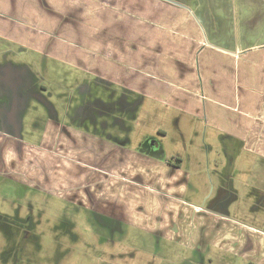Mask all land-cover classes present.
<instances>
[{
	"label": "crops",
	"instance_id": "obj_1",
	"mask_svg": "<svg viewBox=\"0 0 264 264\" xmlns=\"http://www.w3.org/2000/svg\"><path fill=\"white\" fill-rule=\"evenodd\" d=\"M202 19L165 0H0L1 37L86 63L114 85L204 120L229 151L241 147L264 161V32L251 42L235 36L223 43L220 29ZM56 24L60 31L52 38ZM49 125L37 143L0 131L1 175L201 253L214 249L264 264V233L231 215L233 203L225 216L206 191L201 197L188 153L170 165L157 152L74 125L56 141Z\"/></svg>",
	"mask_w": 264,
	"mask_h": 264
},
{
	"label": "rangeland",
	"instance_id": "obj_2",
	"mask_svg": "<svg viewBox=\"0 0 264 264\" xmlns=\"http://www.w3.org/2000/svg\"><path fill=\"white\" fill-rule=\"evenodd\" d=\"M182 1L203 23L204 17L208 25L220 29V33H215H219L223 43H233L231 38L235 36L236 40L251 42L264 32L260 18L264 14V0ZM57 30L60 31L59 24L50 37L56 38ZM1 63L23 66L35 83V91L51 103L57 119L63 122L90 133L113 135L131 148L137 149L148 141L150 145H142L144 150L168 159L179 157L185 161L188 153L190 167L196 174L192 183L201 197L205 191L211 195L210 201L216 197L220 183L213 168L220 169L218 162L225 164L228 156L223 151L222 139L204 120L152 98L137 94L122 97L115 85L110 83L107 87L92 77L84 67L86 63L77 66L0 36ZM21 117L26 131L20 133L21 138L37 143L40 133L36 132L47 118L46 109L31 98ZM192 158L199 160V164ZM260 158L241 147L237 149L232 178L235 188L242 191L230 214L264 233V193L256 189L264 186V161ZM242 180H253L254 186L248 189V185L240 183ZM20 221L25 222L21 225ZM25 224L34 229L25 233ZM0 264L257 263L236 261L228 253L214 249L201 253L178 240L113 221L45 187L25 185L0 174Z\"/></svg>",
	"mask_w": 264,
	"mask_h": 264
},
{
	"label": "flooded vegetation",
	"instance_id": "obj_3",
	"mask_svg": "<svg viewBox=\"0 0 264 264\" xmlns=\"http://www.w3.org/2000/svg\"><path fill=\"white\" fill-rule=\"evenodd\" d=\"M18 45V44H17ZM20 46V45H19ZM22 47V46H21ZM42 53V52H40ZM86 71L89 74H92V77H95L97 81H100L101 84L109 86L110 82L105 79L103 76H101L100 72L91 71L90 69H86ZM114 85V84H113ZM120 91L122 97H125L130 94H134L131 91L125 90L122 87H119L115 85ZM35 83L31 81V78L27 74V71L25 68L13 66L11 63H1L0 64V131L9 133L12 137L17 139L18 141H25L21 138L20 133H26V131H23V120L21 117L22 110L28 105V102L33 98L35 101L40 102L47 112V118L44 120V123L41 127V130L36 133L44 134L46 131L48 124H50V127H53V129H57V132L54 134V138L57 141V139L62 135L63 131H66V127H71L73 124H69L66 122H63L58 118V115L54 108L51 106V103L47 101L40 93L35 91ZM72 116H69V118ZM49 127V128H50ZM29 133V132H27ZM51 133H48L50 135ZM65 133H63L64 135ZM85 134L98 136L101 139H105L106 141H112L117 145H125L124 141L121 139H117L113 135H101L98 133H90L87 132ZM98 134V135H95ZM150 145V142L144 141L138 150H143L144 144ZM225 155L228 156L226 159L225 164L222 163V160L218 162V165L220 169L218 170V192L215 198H213L211 201H209V204L212 206H218L222 213V215H225L228 213L227 211V205L230 203H234V200L238 197L239 190L235 188L234 180L232 176L234 175L233 168H234V160L233 157H235V153L238 149V147L230 148L231 150H228V146L223 144ZM178 160H180L178 157H172L170 159H167V163L170 165H176L178 164ZM217 165V164H216ZM3 176L13 180L10 176L3 173ZM14 181V180H13ZM16 181V180H15ZM19 182V181H17ZM22 183V182H20ZM238 183V182H236ZM242 185H249L255 183L253 180H242L240 182ZM24 184V183H23ZM26 185V184H25ZM37 188V187H36ZM86 188V186H84ZM256 187H254L255 189ZM250 189V187H249ZM256 189H259V192L264 193V186H257ZM254 194V193H253ZM59 197L69 200L73 204H77L81 207L88 208L84 204H80L78 200L76 199H67L63 196L58 195ZM264 201V197H263ZM264 203V202H263ZM92 210V209H90ZM93 211V210H92ZM102 214V213H101ZM104 215V214H102ZM106 216V215H105ZM25 221H20L19 224H24ZM27 230H25V233H29L31 230L34 229L33 225L25 224L23 225ZM253 261H250V263Z\"/></svg>",
	"mask_w": 264,
	"mask_h": 264
},
{
	"label": "water",
	"instance_id": "obj_4",
	"mask_svg": "<svg viewBox=\"0 0 264 264\" xmlns=\"http://www.w3.org/2000/svg\"><path fill=\"white\" fill-rule=\"evenodd\" d=\"M165 1H168V2L174 3V4L179 5V6H183L182 3H179V2L176 1V0H165Z\"/></svg>",
	"mask_w": 264,
	"mask_h": 264
}]
</instances>
